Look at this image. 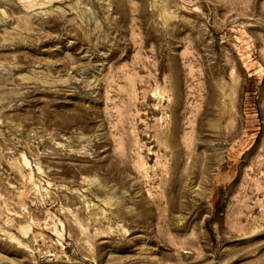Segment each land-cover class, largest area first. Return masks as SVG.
<instances>
[{"label": "rangeland", "instance_id": "rangeland-1", "mask_svg": "<svg viewBox=\"0 0 264 264\" xmlns=\"http://www.w3.org/2000/svg\"><path fill=\"white\" fill-rule=\"evenodd\" d=\"M0 264H264V0H0Z\"/></svg>", "mask_w": 264, "mask_h": 264}]
</instances>
